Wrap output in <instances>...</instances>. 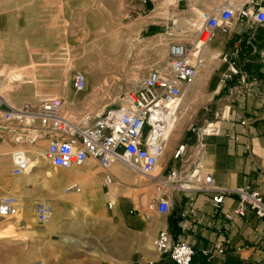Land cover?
<instances>
[{"label": "crops", "instance_id": "obj_1", "mask_svg": "<svg viewBox=\"0 0 264 264\" xmlns=\"http://www.w3.org/2000/svg\"><path fill=\"white\" fill-rule=\"evenodd\" d=\"M0 1L3 12L0 60L4 61V66L0 68L14 67L17 57L28 58V62L20 67H26L28 71L27 68L34 66V79L24 88L29 91L22 99L28 98L29 101L23 102L33 101L36 96H39L38 102L30 103L59 97L64 101L63 112L74 108L67 113L70 116L84 108L92 114L97 109V102L90 93L83 95L88 102L86 99L77 102L79 92H75L71 84L75 72L81 71L86 80H90L91 68L75 62L73 58L76 45L90 38L95 43L99 41L94 45L99 48H87L100 57L95 62L98 65L92 66L90 54L81 60L95 68L98 74L95 83L99 87L104 85L99 67L104 66L109 52L105 42L113 30L103 33L104 28H101L100 34L95 32L90 37L92 32L98 30L93 29L96 23L113 26L123 41H129L119 45L115 54L121 59L111 66L118 70L120 81L134 65L133 62L129 65L127 58L132 50L138 49L139 42L146 41L149 47L153 41H159L167 48L172 41L192 42L201 26L200 14L204 11L216 12L222 6L229 5L234 16L228 24L243 25L242 31L255 25L256 31L238 33L236 36L232 32L224 33L228 24L225 28H217L212 38L202 46L201 55L207 59L203 68L198 69L190 82L182 84L178 123L167 139L155 174L162 179L173 169L179 176L177 184H186L190 189L167 185L159 191L157 178L144 176L119 161L108 167L113 182L104 188V170L93 158H88L80 167L63 168V178L56 183L53 166L49 163L46 165L47 161L41 159L31 172L16 175L12 172V152L23 150L31 160L44 158L47 138H33L35 134L29 130L26 140L17 141L3 125L0 129V197L13 195L18 200L17 211L31 212V206L40 201H54V184L60 183L62 188L61 182L66 185L74 180L79 185L77 180L97 178L104 191V196H98L99 209L103 214L106 211L110 213L135 238L131 246L135 251L130 259L139 257L143 249L149 258L144 263L161 261L158 253L150 251V239L153 242L160 231L166 230L175 240L185 241L194 248L192 264H261L264 259V217H258L251 209H247L243 216L234 214L236 199L233 196H225L216 208L212 200L213 192L204 190L201 180H190L184 175L197 161L200 176L211 174L217 187L248 185L264 194V25L237 15L241 8L256 10L259 4H264V0ZM171 18L177 19L175 27L170 26ZM234 36L237 37L234 40H241L239 45L229 44ZM85 48L81 50L82 56ZM237 52L238 56H244L243 59L236 58ZM60 54L71 55L70 60L57 62ZM224 54L227 60L222 59ZM216 58H219V63L210 66V61ZM231 62L238 73L229 72L228 64ZM152 68H156L152 62L144 64L143 76L146 77L147 70ZM141 82L142 79L138 80L137 85ZM84 103L87 106L82 108ZM103 107L101 105L99 110ZM208 123H211L212 131L202 137L199 145H195L199 136L189 130L190 126L202 127ZM181 142L187 144L186 154L189 157V161L182 166L172 158L173 149ZM67 171L75 174L72 176ZM56 189L60 190L58 187ZM42 191H50L53 196H41ZM160 193L169 200L170 211L165 214L149 212L147 204ZM81 197L87 199L89 196ZM108 202H111L110 208ZM147 213L150 214L148 220L145 219ZM229 214L232 218L228 217ZM18 215L21 216V212Z\"/></svg>", "mask_w": 264, "mask_h": 264}, {"label": "built area", "instance_id": "obj_2", "mask_svg": "<svg viewBox=\"0 0 264 264\" xmlns=\"http://www.w3.org/2000/svg\"><path fill=\"white\" fill-rule=\"evenodd\" d=\"M238 17L264 25V4L256 10L241 8ZM234 16L231 6L224 5L216 12L204 11L200 14L201 26L192 42L172 41L167 48L165 70L152 68L142 80L140 86L129 90L112 106H105L94 114L86 113L78 118H71L63 112L64 101L59 97H48L39 103L22 102L13 104L0 93V124L4 125L15 140H26V132H34L33 138H47L44 159L56 168L80 167L88 158H93L104 170L102 186L107 188L113 182L108 167L119 161L140 174L157 178L158 190L171 185L188 190L186 184L178 183V173L171 169L165 178H158L156 164L163 155L168 135L174 128L179 116V104L182 84L190 82L203 65L202 46L213 36L214 31L225 28ZM176 18H171L170 26L175 27ZM222 59L227 60L224 54ZM231 74L238 69L231 62L228 64ZM75 92L86 88V76L75 72L71 79ZM190 131L199 136L195 145H199L203 136L208 135L211 123L202 127L190 126ZM201 149V147H200ZM187 144L178 143L172 152V158L180 165L187 163ZM13 168L16 175L25 173L30 167L31 158L23 150L12 152ZM193 166L184 175L188 179L201 180L204 190L213 192L214 206H220L225 196L236 199L234 214L243 216L251 209L258 217H264V194L251 189L248 185L234 188H220L214 184L211 174L202 177L199 164ZM1 164V159H0ZM79 185L73 180L65 185L64 193L78 191ZM18 200L13 195L0 197V218L9 217L17 212ZM111 207V202H108ZM149 212L168 213L170 202L161 193L147 204ZM36 221L43 225L53 215V206L48 201H40L34 206ZM150 214H145L148 220ZM232 218V215H228ZM153 244L159 255L166 256L173 264H192L194 248L185 241L175 240L171 234L162 230L154 238ZM261 264H264L262 259Z\"/></svg>", "mask_w": 264, "mask_h": 264}, {"label": "rangeland", "instance_id": "obj_3", "mask_svg": "<svg viewBox=\"0 0 264 264\" xmlns=\"http://www.w3.org/2000/svg\"><path fill=\"white\" fill-rule=\"evenodd\" d=\"M1 5L2 1H0V6ZM2 17L3 12L0 7V48L2 47L1 34L3 32ZM101 28H104L103 33L104 31L108 33V31L113 30L111 34L115 33L119 36L118 40L120 41V44L122 42H125L122 40V37L116 31H114L113 26H110L109 24L108 26H103L96 23L93 26V29L98 30L92 32L90 34V37L93 36L92 34H94L95 32H98V34H100L102 31L100 30ZM243 28V25L238 24L233 26L232 23H230L228 24L224 33L226 34L228 32H232L236 36V34L238 33L247 34L256 31L255 25L249 27L247 31H242ZM111 34H109L108 36H112ZM235 36L232 37V40L229 41L230 45H234L235 43L239 45L241 43V40H234L237 39V37ZM240 37L241 39H243V36ZM91 40L92 39L90 38L89 41L82 42L80 45H76L75 55L73 56V58L75 62L88 65V67L91 68L92 72L90 80L87 81L86 90L77 93V102H79V99H86L85 97H83V95L87 96V94L90 93L92 99L97 102V109L95 110V112L99 110L101 105L108 104V106H112L117 104L120 101V97L123 96L124 93L129 90H134L138 88L140 86V84L137 85L138 80H143L145 78L142 73V67L147 62H152V64H154V67L159 68L161 70H165L166 68L167 45L159 44V41H153V45H149L148 47L146 41L139 42L140 45L138 49L132 50V52H130V55L127 58L128 64L131 65L133 62L134 65H131V70L129 71V73L125 74L124 80L120 81V74L118 73V70H116L115 67L111 66L114 65L116 60L120 61L121 57L115 54L118 52V49L114 50L107 46L109 49V57L104 60V66L103 64H101L103 68L99 67L102 69L104 85L99 87V84L95 83V79L98 77V74L95 72V68H92L90 63H86L81 60L83 57H85V55L90 54V58L92 59L93 65H98L95 62L100 57L94 55L91 51L87 50L89 46L90 48H99L96 46H92V42H94V40ZM100 42L103 43L102 40ZM125 43H129V41H126ZM133 45L135 44L133 43ZM83 48L86 49L84 56L81 55V50H83ZM238 53L239 52H237L236 58L243 59L244 56H238ZM70 57L71 55L67 56L60 54L56 59L57 62L61 63L65 62L68 58L70 60ZM204 60L206 62L207 59ZM219 61V58L212 59L210 61V66H216ZM27 62L28 58L24 59L23 57H17L14 67H20L21 65ZM1 66H4L3 60H0V67ZM6 69L7 68H0V77L4 79L3 80L1 78L0 83L6 81ZM25 69L26 68L23 69V72L26 71ZM33 69L34 68L32 67L27 68L28 71H26V74H24L20 86H18L17 89L14 87V90L8 92L9 94H12L13 97H19V100H17L16 102L21 103L23 101H29L28 98L22 99L23 97H21L20 94L27 93L29 91L24 88H26L28 82L31 83V81H33ZM147 71L148 74L149 69ZM105 84H107V86H105ZM112 85L113 87H110ZM38 98L39 96H36L35 100L33 101L38 102ZM88 101L89 100L86 99V102ZM86 106L87 105H85L84 103V106H82V108ZM73 109L74 108L71 107L69 111H72ZM68 112L64 113L67 114ZM86 113L91 112H89V109L84 108L79 113H72V116H70L69 114L67 115L71 118H78ZM2 126L3 124H0V129L3 128ZM46 163V165H48V162ZM52 168L55 171L54 182H60L63 178V168ZM33 169L34 167H32V170ZM44 169H42V171ZM143 178L147 180L146 177ZM61 183L62 188L60 187V183H58L59 185L54 184V198H58V196H65L64 198H66L75 192L72 191L69 193H64V182ZM56 187H58L60 190H57ZM80 189L81 190H79V192L77 193L83 191L81 186ZM41 196L53 195L50 191H42ZM48 202L54 205V214L51 220L43 225L38 224L36 222L35 214L33 212L34 205L31 206V212H27V210L23 212L21 211V209H19L14 215L0 218V264H144V262H148L149 258L146 257L147 255L145 254V250L143 249L140 250L139 257L135 259H130V255L132 254V252L135 251L131 247L135 238L132 236V234L125 231L120 226L119 221L113 216H111V214L107 211L104 213L105 215L100 218L95 217L89 212L84 213V211L82 210H73L66 208L58 212L56 210V203L54 204L55 201L48 200ZM19 212H21V217H24V223L23 221H17L18 217L20 216L18 215ZM24 224H27L26 227L28 228H26ZM40 227L43 228V231L39 230ZM14 244L21 246L22 250H25L24 253H21L20 250L10 249V246H13ZM150 249L152 253H158L152 242V238L150 239ZM160 256V260L162 262L164 261L165 263L168 262L167 264H173L168 260L166 256ZM152 259L153 258H151V260Z\"/></svg>", "mask_w": 264, "mask_h": 264}, {"label": "bare ground", "instance_id": "obj_4", "mask_svg": "<svg viewBox=\"0 0 264 264\" xmlns=\"http://www.w3.org/2000/svg\"><path fill=\"white\" fill-rule=\"evenodd\" d=\"M111 35L112 36H108V38L106 39V45L108 47L114 49V50L118 49L119 45H120V41L118 40L119 36L115 35V34H111ZM96 42L99 43L98 40ZM94 45H97V44L95 42H92V46H94ZM106 56L109 57V54H107ZM202 58H203V56H202ZM90 61L92 63V66H95V65H93V62H92L91 58H90ZM204 63H205V60H204ZM204 63L200 67V69L203 68ZM33 67L34 66H32V68ZM24 68H26V67H11V68H7L6 69V74H7L6 75V81L0 83V93L2 94V96L4 98H6L8 101L10 100L13 103H19V102H16L17 100H19V97H15V96L13 97V95L9 94L8 92L14 90V87L17 89L18 86H20L21 81L23 79V76H24V74H26V72H23ZM33 79H34V73H33ZM32 83H33V81H32ZM24 94H26V93H21L20 96L23 97ZM104 105H106V104H104ZM104 105H102V107ZM176 124L174 125V128L172 129V131L168 135L169 136L167 138L168 140H169L170 136L174 133V130L176 128ZM39 159L46 161L44 158H34V159H32L31 162H30V166H29L30 168L26 171L27 173L31 172L32 167L39 163L38 162ZM158 164H159V161L156 164L155 173L158 170ZM67 172L69 174H71L72 176H73V174H75V173H73V171H67ZM77 181L80 184V186H81L83 191L80 192V193H77V192H79V190H81L80 187H79L78 191H75L74 193H72L70 196H68L66 198H64L63 196H61V197L58 196V198H54V201H55L54 204L56 203V206H57L56 210L58 212H60L61 210L68 208V209H73V210H82V211H84V213L89 212L90 214L94 215L95 217H99V218L104 216V214L102 213L101 209H99L100 202H99V199H98L99 197L98 196H104V191L102 190L100 180H98L97 178H89V177H87L86 180H81V181L77 180ZM110 188L112 189L113 185H111ZM81 196H89V197L87 199H85V198H82ZM23 218L21 216H19L17 221H23V223H24V219ZM24 226L26 227L27 224H24ZM26 228H28V227H26ZM39 230L43 231V228L40 227ZM17 246L18 245L14 244L13 246H10L11 247L10 249H12V250H20L21 253H24L25 250L23 251L21 246H18V247Z\"/></svg>", "mask_w": 264, "mask_h": 264}, {"label": "trees", "instance_id": "obj_5", "mask_svg": "<svg viewBox=\"0 0 264 264\" xmlns=\"http://www.w3.org/2000/svg\"><path fill=\"white\" fill-rule=\"evenodd\" d=\"M144 264H164V263L162 261H157V262L144 263Z\"/></svg>", "mask_w": 264, "mask_h": 264}]
</instances>
